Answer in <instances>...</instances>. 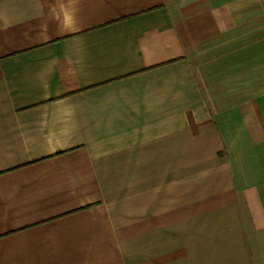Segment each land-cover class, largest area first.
Masks as SVG:
<instances>
[{
	"label": "crops",
	"instance_id": "1",
	"mask_svg": "<svg viewBox=\"0 0 264 264\" xmlns=\"http://www.w3.org/2000/svg\"><path fill=\"white\" fill-rule=\"evenodd\" d=\"M0 264H264V0H0Z\"/></svg>",
	"mask_w": 264,
	"mask_h": 264
},
{
	"label": "clouds",
	"instance_id": "2",
	"mask_svg": "<svg viewBox=\"0 0 264 264\" xmlns=\"http://www.w3.org/2000/svg\"><path fill=\"white\" fill-rule=\"evenodd\" d=\"M61 13L56 15V19L60 20L62 26L66 29L75 27V11H69L67 6L61 5Z\"/></svg>",
	"mask_w": 264,
	"mask_h": 264
}]
</instances>
